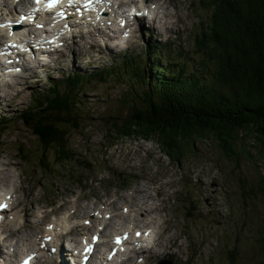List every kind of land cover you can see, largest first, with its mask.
I'll return each mask as SVG.
<instances>
[{
	"label": "rangeland",
	"instance_id": "374dc122",
	"mask_svg": "<svg viewBox=\"0 0 264 264\" xmlns=\"http://www.w3.org/2000/svg\"><path fill=\"white\" fill-rule=\"evenodd\" d=\"M153 1H156L152 5L160 16V27L149 34L151 26L147 25L140 33H135V49L145 43L159 46L168 31L185 27L191 39L189 43L181 41L186 48L181 56L190 54L192 31L194 28L199 31L201 21L207 20L210 11L202 10L197 0ZM88 41L87 38L81 40V45ZM179 50H173L176 56ZM103 59L101 49L93 52L83 46L69 47L63 59L38 68L34 74L21 72L19 77H7L4 82L0 78V117L11 119L8 129L0 132V172H3L0 185L15 195L18 206L8 216L12 219H7L1 227L7 229L10 221L16 218L15 228L12 227L15 233L28 229L32 233L38 226L36 216L48 209L54 214L53 223L60 224L55 213L59 206L63 213L72 212L74 205L79 207L72 218L76 222L81 208L85 207L82 202L90 203L107 196L109 202L127 201L133 206L144 203L155 210L150 217L143 213L140 220L153 226L155 244L164 241V237L173 236L175 243L163 242L166 253L158 257L164 260L163 264H264V253L259 248V240L264 236V147L259 154L252 150L256 165L243 153L238 160L228 159L215 142L198 139L194 142V151H187L178 164L162 156L151 142L132 139L105 142V131L88 124L86 134H73L75 141L71 145L81 156L86 155L87 161H92L93 168L89 171L73 172L57 166L52 169L53 175L49 174L52 177H45L17 157L16 146L22 141L29 144L23 138L22 123L13 122L19 111L30 105L37 91H46L52 80L72 72L89 73L94 69L92 66ZM124 85V82L115 83L113 88V85H96L88 91L92 117L98 115L99 119L114 110V100L124 90ZM253 137L251 134L248 141L257 148ZM87 139L89 141L82 144L81 141ZM110 171L115 175H125V172L124 179L127 177L128 183L123 185V176L115 180ZM78 175L81 176L77 179ZM75 180L87 189L80 196H94L75 198V194L80 193ZM70 198H75L74 205ZM117 214L122 215L121 212ZM166 221L170 227L164 231ZM154 261L149 254L145 264Z\"/></svg>",
	"mask_w": 264,
	"mask_h": 264
},
{
	"label": "trees",
	"instance_id": "16d2710c",
	"mask_svg": "<svg viewBox=\"0 0 264 264\" xmlns=\"http://www.w3.org/2000/svg\"><path fill=\"white\" fill-rule=\"evenodd\" d=\"M198 4L210 15L199 31L193 29L186 58L162 59L155 53L128 57L111 75L100 71L85 80L76 76L59 80L47 93L37 92L13 120L22 123L23 138L29 141L16 146L17 157L45 177H52L57 166L89 171L92 161L71 142L73 134H86L91 124L105 131V142H151L173 163L193 152L199 139L215 142L228 159L238 160L243 153L257 165L252 150L259 154L264 147V0ZM111 77L112 88L122 82L125 88L114 100V110L92 117L87 92ZM10 123V118L0 117V132ZM251 134L257 148L248 141ZM262 190L264 195V179ZM259 243L264 253V236Z\"/></svg>",
	"mask_w": 264,
	"mask_h": 264
},
{
	"label": "bare ground",
	"instance_id": "6f19581e",
	"mask_svg": "<svg viewBox=\"0 0 264 264\" xmlns=\"http://www.w3.org/2000/svg\"><path fill=\"white\" fill-rule=\"evenodd\" d=\"M157 7V6H156ZM157 9H159V8H157ZM164 16V15H163ZM164 18V17H163ZM159 29V28H158ZM134 35V34H133ZM135 36V35H134ZM149 212L151 213L152 212V210H149ZM122 215H118L117 214V212L115 213V217H123V213H121ZM70 215L68 214V217H69ZM66 219H67V217H66ZM80 228V225H76L74 228H72V230H76V229H79ZM65 230H68V227L67 226H64L63 227V229H62V231H65ZM74 242H75V244H78V240L77 239H75L74 240ZM160 245H158L157 246V248L159 247ZM50 257H51V260H53V262L55 263V264H61V263H59L58 261H57V258H56V254H55V251H51L50 253ZM152 254H157V250H155Z\"/></svg>",
	"mask_w": 264,
	"mask_h": 264
},
{
	"label": "snow or ice",
	"instance_id": "6c2138e0",
	"mask_svg": "<svg viewBox=\"0 0 264 264\" xmlns=\"http://www.w3.org/2000/svg\"><path fill=\"white\" fill-rule=\"evenodd\" d=\"M37 2H39V0H37ZM57 3H59V0H52V3L49 4V7H53ZM5 207H7V206L6 205H0V208H5ZM137 235H139V234H137ZM117 243H120L119 239H117ZM87 250L90 251L91 249L89 248ZM25 264H27V262H25Z\"/></svg>",
	"mask_w": 264,
	"mask_h": 264
}]
</instances>
